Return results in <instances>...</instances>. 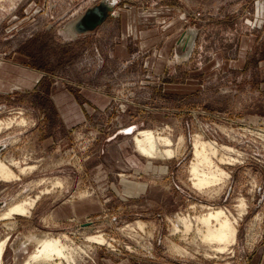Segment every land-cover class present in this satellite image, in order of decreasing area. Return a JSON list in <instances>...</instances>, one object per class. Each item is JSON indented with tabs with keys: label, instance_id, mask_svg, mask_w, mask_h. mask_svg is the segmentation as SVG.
Wrapping results in <instances>:
<instances>
[{
	"label": "rangeland",
	"instance_id": "rangeland-1",
	"mask_svg": "<svg viewBox=\"0 0 264 264\" xmlns=\"http://www.w3.org/2000/svg\"><path fill=\"white\" fill-rule=\"evenodd\" d=\"M102 1L0 0V119L15 118L0 159L19 164L0 181L3 264H28L47 235H65L77 264H262L264 0H117L76 33ZM147 129L176 156L142 154L134 137ZM196 134L234 149L209 194L190 179ZM38 196L30 215L6 216ZM241 198L232 253L179 224L209 206L237 215Z\"/></svg>",
	"mask_w": 264,
	"mask_h": 264
},
{
	"label": "bare ground",
	"instance_id": "bare-ground-1",
	"mask_svg": "<svg viewBox=\"0 0 264 264\" xmlns=\"http://www.w3.org/2000/svg\"><path fill=\"white\" fill-rule=\"evenodd\" d=\"M112 2L116 3V0H113ZM13 119L15 120V118H11L9 120L7 119V121L0 119V132L4 128L12 126L14 122ZM16 123L18 124V122ZM19 123H25L24 118H21ZM160 135L156 134L154 130H141L140 132L135 134L134 141L137 145L138 150L149 158L156 159L166 156L172 158L176 156L177 152L175 147H171L175 145L173 139H171L169 136ZM184 142V137L180 138V144H178L177 147L179 148L182 145L181 143ZM193 150L194 158L190 165V179L193 186L197 190L202 193L209 194L212 192L213 187H218L224 184L226 180L230 179L231 175L219 165L216 159H219L221 163L235 162L236 159L226 155L233 152V148L226 145L221 146L215 141L207 140L201 134H196L193 140ZM222 151L224 152L223 154H221ZM11 165L16 166L19 164L15 161H12V164L9 165L4 160L0 159V181H10L17 177ZM19 168L21 173H26L28 170L36 168V166H19ZM39 198L40 197L38 196L35 199L27 200V202L18 203L16 205L12 204L6 216H10L14 212H22L30 215ZM239 200L240 203L237 206V215L232 213V211H230L229 209H225L220 206L211 207L208 205L209 207L207 209H209V211H206L207 213H202L199 216L197 215L196 218L194 217V221L189 216L181 217L179 220V224L183 225L186 233H190L192 230H196L197 234L201 236L204 242L206 241L210 243V246H214L212 248H214V251H216L218 254H227L228 252L232 253L233 251H231V247L237 244L238 241V226L240 220L245 214H247L248 211V205L245 200L243 198ZM178 228L179 227L176 226L174 231H179ZM45 233L47 232H44L42 234ZM103 235H90L88 237L90 241L99 242L101 244L105 243L107 240L103 237ZM64 236L65 235H47L41 240L39 239L38 247H36L35 252L29 258L28 264H77L74 258L75 248L73 249L72 247H70L72 245H69L65 242L64 239L66 236ZM5 246L6 242L0 243V264H3ZM173 248H175V250H178V252L180 251L179 253L182 252V249H180L181 247L179 248V246H173Z\"/></svg>",
	"mask_w": 264,
	"mask_h": 264
},
{
	"label": "water",
	"instance_id": "water-1",
	"mask_svg": "<svg viewBox=\"0 0 264 264\" xmlns=\"http://www.w3.org/2000/svg\"><path fill=\"white\" fill-rule=\"evenodd\" d=\"M112 1L104 0L99 5L88 9L74 25L76 33H87L100 27L108 19L118 3L117 0L116 3Z\"/></svg>",
	"mask_w": 264,
	"mask_h": 264
},
{
	"label": "crops",
	"instance_id": "crops-1",
	"mask_svg": "<svg viewBox=\"0 0 264 264\" xmlns=\"http://www.w3.org/2000/svg\"><path fill=\"white\" fill-rule=\"evenodd\" d=\"M191 50H192V49H191ZM263 257H264V255H263V256H261V259H263V261H264V258H263ZM262 264H264V262H262Z\"/></svg>",
	"mask_w": 264,
	"mask_h": 264
}]
</instances>
